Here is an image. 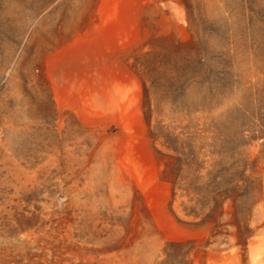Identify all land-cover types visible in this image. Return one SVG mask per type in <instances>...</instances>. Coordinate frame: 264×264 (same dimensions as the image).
<instances>
[{"label": "rangeland", "instance_id": "obj_1", "mask_svg": "<svg viewBox=\"0 0 264 264\" xmlns=\"http://www.w3.org/2000/svg\"><path fill=\"white\" fill-rule=\"evenodd\" d=\"M261 123L264 0H0V264H264Z\"/></svg>", "mask_w": 264, "mask_h": 264}, {"label": "trees", "instance_id": "obj_2", "mask_svg": "<svg viewBox=\"0 0 264 264\" xmlns=\"http://www.w3.org/2000/svg\"><path fill=\"white\" fill-rule=\"evenodd\" d=\"M260 129L264 131V124H260ZM260 136L264 137V134ZM258 138L259 137H249V143H245V146ZM166 144L169 146V144L171 145L173 142L169 143V141H166ZM168 149L175 153L179 152V148L175 149L174 147H168ZM248 155L243 150L234 149L231 151H224V153L219 155L222 161L213 163L211 165V170L208 171V176L211 179L210 193L214 195L213 197H224L223 201L230 202L236 214L239 202H243L245 198L250 197L254 192H260L262 189L261 179L255 176L258 159L249 161ZM199 168L202 169L201 167ZM246 232H249L248 229ZM248 236L247 234L246 237L248 238ZM181 245L182 244L178 242L167 243L165 254L168 257H177L174 251H177ZM189 254L190 253H187L186 255Z\"/></svg>", "mask_w": 264, "mask_h": 264}]
</instances>
